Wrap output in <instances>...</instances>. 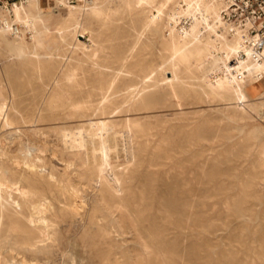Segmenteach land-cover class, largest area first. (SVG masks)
Returning <instances> with one entry per match:
<instances>
[{
  "label": "bare ground",
  "instance_id": "1",
  "mask_svg": "<svg viewBox=\"0 0 264 264\" xmlns=\"http://www.w3.org/2000/svg\"><path fill=\"white\" fill-rule=\"evenodd\" d=\"M222 6H223L222 0H77L76 2H71L69 0H25V1H16L9 7H0V50L4 51L7 58H16L18 60L31 62L35 66H38L39 64L38 62H40V60L46 61L48 59L51 60V58H53L54 56H60L63 59V62L59 64L56 70L54 69L55 73L51 77V81L49 82L50 85L52 83V85L55 86L54 88H59V89H55L54 95H52L48 100L50 104L49 110L50 112L57 114L62 112L65 118L71 117V119H74L73 117H77L79 121V122L76 121L77 123L71 125H61L63 124L61 122L59 126L52 125L53 127H51V129L55 131L57 134L56 138L58 139V141L56 143L55 142L52 144L45 143L44 141H41L39 138H36L34 136L29 137L27 142H22L21 135L23 133H26L28 126L30 125L33 126V124L39 120L42 121V116L44 115H42V113L40 112L41 109L39 105L37 106L36 104H35L36 107L37 108L39 107L38 112L34 111L35 109H33L32 111L30 109L31 112H27V111L22 112L19 109H17L13 102V97L15 95L13 92L14 89L13 90L11 89L14 87L10 88L9 86H6L5 82H3V80L0 79V218L1 217L3 218V216H5L6 214L7 215L6 217L9 216L10 219L8 227L5 224V227H7V229L4 228L6 229L5 235L1 236L0 233V263H2L4 259H7L6 257L7 254H9L11 258H13L15 254H20L22 260L28 262L29 260L27 257L28 256L27 253L33 254L35 251L41 249L39 243L42 242L45 239V237L48 235L49 233L48 226L50 222H55L56 218L60 216L59 213L60 212L62 213V211L65 210H68L71 216L73 215V216L82 217L87 215L88 225L91 227H94V224H97L99 220H103L104 223L100 224L98 231H96L97 235L100 236L106 235L108 226L113 227L112 229H114V232L117 231L122 236H124V234L128 232L132 233V237L135 238L136 242L142 244V246L145 249L150 248L149 250L153 253H156L157 255L158 252H156V249L160 247L159 245L157 248H154L157 244H155L154 247L152 246V244L150 245L148 237H147L148 241L147 240L139 241L141 238H143V233H142L143 231L144 232L146 231V234H148L149 238L152 237L153 239L157 235L156 234L157 230H154L152 228V224L150 222L147 225L144 224V219H143L145 217L144 214L142 213L136 214L133 210L132 211L134 212V214L133 212L131 213V209L128 206H131L133 202L131 203L128 200L124 202L123 200V199L126 200L127 196H129V194L131 193L129 188L130 185H126V186L124 185L125 183L132 181V178H134L133 175L135 169L132 168L133 166L132 167L130 166L135 164L136 165L139 164L138 166L145 165L147 169L148 166L157 164L155 162H152L156 159L153 160L149 156L148 146L150 143L147 139L149 135L148 132L149 130H147L148 128L145 127L143 123L144 121L143 122L141 121V117H140L141 114L139 117H131L128 115V113L130 111L147 109L149 105L156 103L160 98L158 99V96L155 95V93L161 90H163L164 92L163 94V96H165L163 98L164 102L167 101L170 103L175 102V104L173 103L174 105H176L173 108L174 110L177 106H180L184 103V102L182 103L183 96L181 95V93L182 92L187 93V91L190 92V90L194 88L193 87L194 82H190L188 80L189 77H196V79H199L198 80L199 82L197 81L198 83L195 84H197L199 87L198 92L201 94V96L198 97H200L201 99L206 100L208 102L212 100L221 101V102H225L226 104H231L233 106L234 110L227 113V117L230 119H235L240 115L239 113L240 110H244L247 107L251 108V106L258 108L259 113H264V56L261 53H259L254 47H252V45L248 42L247 38L242 34V31L239 28V26H237L234 22L227 20L226 18L223 17ZM120 10L144 11L145 18L142 23L143 24L142 29H140L141 31H139V33L137 32L138 35L135 41L133 42V44L130 47H128L129 49L127 50V52L124 53L123 55H117L115 57L114 63L111 62L112 65L98 64L101 69L103 67L106 68L109 67L110 71L108 73L101 72L100 76L98 75L99 77L95 80L96 82L94 81L96 84L90 82L89 88L91 89L87 91V95L84 96V98H82L83 96H81L80 98V96H77L75 94L76 93L78 94V92L82 90V87L88 84L87 83L88 78L85 77L84 75L82 76L80 75L83 73L80 68L81 63L78 64L79 61H77L76 64H73L72 62H69L67 64V61L73 58L71 54L75 52L78 48L79 49L82 48V50L86 54V56L84 54L83 56L88 57L90 60H92V58H98L100 56L99 55L100 51L102 50L101 47L99 46L101 42L99 44H97L96 42H93L92 44L81 43L78 38V33L82 32L83 34V32L84 33L88 32L89 34H91L92 32L91 30L93 28L89 30L90 22H94V19L107 17L109 14H114V13L116 14V12H118L119 14ZM139 15H141V13ZM121 16H123V14ZM131 20H133V18ZM111 24L113 23L111 22ZM146 30H151V32L158 37L157 38L158 39L157 44L159 45L158 47L155 46L154 37L153 39H151V41L149 40V43L147 44H145L144 41H143L144 43L141 41V36L144 34V31ZM130 32L131 31H129V33ZM124 34L126 33L124 32ZM148 34L149 33L147 32V35ZM108 35L109 34H107V36ZM123 40L125 39L123 38ZM140 41L142 42V44ZM140 45L142 46L139 47ZM148 45L150 46L149 48H147ZM64 46H66L65 52L62 53L61 50L62 48H64ZM111 58L113 57L111 56ZM94 62L95 61H93V64ZM9 68L11 67L9 66ZM181 68H183L184 72L186 73L185 77L183 73H182L183 75L179 73V70H181ZM1 70H4V68ZM167 71H170L171 73L170 77L166 74ZM14 74L13 77L16 75ZM5 75L8 74L6 73ZM10 77L12 78V76ZM4 78L6 77L4 76L3 79ZM90 78L93 79V77L91 76ZM10 80L12 81V79ZM32 80L34 81V79ZM37 85H41V84L38 83ZM44 85H46V81ZM23 89H25V87ZM35 89H33V91ZM60 90H63V93H61ZM92 91H93V96L91 94ZM28 92L30 93L29 90ZM194 93H197V91ZM250 94L256 96L254 98L256 101H252V99H250ZM41 95L42 94H40V96ZM118 95L121 96L119 100L116 98V96ZM158 95H160V93ZM23 96L21 98H23ZM46 97H48L46 96V93L41 96L40 99L41 103L46 101L47 99ZM31 101L33 100L31 99ZM162 102L160 101V103ZM19 106L20 105H18V107ZM46 109H48V107ZM165 110H167V108ZM44 111H48V110L44 109ZM186 112L184 114H186ZM254 113L256 112L254 111ZM114 115L121 117L113 118ZM252 115L254 114L252 113ZM224 118L226 119V117ZM55 120H58V118ZM63 121H65V119ZM67 121L65 122L67 123ZM160 121L162 123V120ZM209 122L213 123L212 120ZM43 124L45 125L44 122ZM40 129L37 128V130ZM231 129L229 130L231 131ZM260 130L261 127L260 128L257 127V131ZM26 134H29V132ZM217 134L219 135L218 132ZM153 136L155 137V135ZM172 136L174 137L175 135ZM141 137L143 138L142 139L143 143H140ZM204 139L209 140L210 138L209 139L204 138ZM158 145L159 144H157V146ZM234 147H236V144ZM210 149L212 151V148ZM166 150L167 149H165L164 151ZM165 153L167 157L172 156L171 154H168V152ZM47 154L50 155L49 157L51 158L49 159L50 163H52V160L55 159L59 164H61V167L56 169L55 164H51L50 167L49 166L47 167L45 162L46 161L45 159L47 158ZM150 154H155V152H152ZM175 154L177 153L175 152ZM259 154H260L259 163L262 166L264 165V143H259ZM120 158L122 160L121 162H118L117 160ZM38 159H40L42 162L38 163L37 162ZM190 159H191V155H190ZM174 162L175 164H177L178 167L181 166L182 162L178 157L174 159ZM205 162H207V160ZM254 163L255 162H253V165ZM219 164L222 165V163ZM155 165L153 166L154 168ZM204 165L206 164L204 163ZM39 167H43L42 168L43 170ZM244 167L245 166H243V168ZM255 167L257 166L255 165ZM245 169H247V167ZM207 170L208 169H206V171ZM144 174L145 173H143V175ZM135 177L137 178V176ZM227 179L229 180L228 186L226 187L228 188V190H230L231 187L232 188L240 187L243 189L245 188L247 190L246 195L248 196V198L235 207L234 214L236 218L239 220L242 227L247 231V235L250 238H255V236L260 234L264 238V209L260 207L264 205V195L263 198H261L259 194L260 189H258L259 187L257 188V185L258 184L260 185L261 181H256V182L252 181L249 184H244L240 181V177L237 174L232 175L229 173L227 174ZM185 181H186L185 183H182V188L185 190H190L191 185L187 181V178ZM143 187L144 185L142 186V189L146 188ZM94 188L97 189L96 195L95 196L93 195V197L89 199L91 201V205L89 209L88 210L84 209L86 206L85 201L87 198L85 197L82 191H86L87 189L94 190ZM171 188L170 190L172 191ZM121 189L126 190V194H125L126 196L125 195L121 196L118 194L119 190ZM150 190L148 188L147 191L152 192ZM162 191L163 193H165L164 189ZM132 192L134 191L132 190ZM163 193L162 195H164ZM172 194H174V192ZM88 195L89 194H87L86 196ZM171 195L170 197L173 196ZM156 196H159V194ZM161 198L162 197L160 196V199ZM165 198H162L163 201L165 200ZM163 201H160L159 204H161V202ZM186 202L188 201L186 200ZM181 204L183 203H180L179 207H181ZM122 207L127 209L129 216V217L127 216L128 219L124 218V215H122V211H121ZM179 207L177 208L179 209ZM81 208H83L84 211H81ZM142 208L144 207L141 206V208L139 209ZM216 208H218V206H216ZM160 212L162 216L163 213L161 210ZM170 213L172 214V212ZM181 213L182 215H184L183 212ZM177 214L175 213L173 215H177ZM168 215H169L168 217L170 218V214ZM185 215L187 214L185 213ZM193 217H195V215ZM187 221L189 222V220ZM184 227L185 226L183 222L182 223L176 222L174 224V228L177 229V233L179 234L183 232ZM0 231L2 232L4 230L1 229ZM111 240L113 241V239ZM171 240L173 239L171 238ZM155 241L153 242L155 243ZM192 242H194V240ZM234 244L236 245V243ZM64 251L65 250H63V252ZM147 253L148 252L146 251L145 254ZM192 253H194V251ZM123 254L126 261H132V257L134 256L132 255L129 249L125 250ZM58 255H60V252L58 253ZM138 255L139 254H137V256ZM155 259L156 257H154V260ZM103 264H105V262ZM136 264H151V263L147 262L144 259H140L139 257Z\"/></svg>",
  "mask_w": 264,
  "mask_h": 264
},
{
  "label": "rangeland",
  "instance_id": "2",
  "mask_svg": "<svg viewBox=\"0 0 264 264\" xmlns=\"http://www.w3.org/2000/svg\"><path fill=\"white\" fill-rule=\"evenodd\" d=\"M124 11L120 10L119 14H118V12H116V14L115 13L109 14L107 17H104V18L94 19V22L89 23V28H90L89 30H91L93 28L91 30L92 31L91 34H89L88 32H85V33L83 32V34H82V32L78 33V38H79V41L81 43L92 44L93 42H96L97 44H99L101 42L103 45L102 46L101 43L99 44V46L101 47V50L103 51V53H102V51H100L99 55L100 56L103 55L102 57L99 56L100 58L99 57L98 58H92V60H90L88 57H85L86 54L82 50V48H80V49L78 48L79 50L77 49L75 52H73L71 54V56L73 58L70 59L69 61H67V64L69 62L76 64L77 61H79L78 64L81 63L80 68H81L82 73H83L80 75L81 76L84 75L85 77L88 78V80H87L88 84L83 86L82 90L80 91L82 93V95L80 92H78V94L77 93L75 94L77 96H80V98H81V96H83L82 98H84V96L87 95V91H89L91 89V88H89L90 82L96 84L95 80L100 76L101 72L102 73H108L110 71L109 67L108 68L103 67L104 68V70H103V68L101 69L98 64L112 65V63H114L115 57L117 55H123L124 53L127 52V50L129 49L128 47H130L133 44V42L135 41V39L138 35L137 32L139 33V31H141L140 29H142V26H143L142 23H143V20L145 18L144 11H142V10L141 11L140 10H134V11L124 10ZM138 13L139 14L141 13V15H139ZM122 14H123V16H121ZM127 14H128V16H127ZM132 18H133V20H131ZM119 20H121V21H119ZM95 21H97V22H95ZM134 21L135 22L137 21V22L135 23ZM111 22L113 24H111ZM107 23H108V25H107ZM103 24H105V25H103ZM97 28H98V30H97ZM104 30H107V31H104ZM95 31H97V32H95ZM123 31L126 34H124ZM129 31H131L130 32L131 35H130ZM147 32L149 33L148 35H147ZM107 34H109V35L107 36ZM124 36H127V37H124ZM131 37H133V38H131ZM153 37H154V41H155V46L158 47L159 46L157 44V40H158L157 38L158 37L156 35H154L151 32V30L144 31V34L141 36V41L142 42L144 41L145 44H147V43H149V40L151 41V39H153ZM123 38L125 40H123ZM142 42H141V44H142ZM141 46L142 45H140L139 47H141ZM150 46H151V44H150ZM150 46L148 45L147 48H149ZM65 48H66V46H64V48H62V50H61L62 53L65 52ZM108 48H109V50H108ZM113 50H115V51H113ZM109 52H111V53H109ZM83 54L85 56H83ZM80 55H81V57H80ZM111 56L113 58H111ZM156 56H157V54H156ZM76 59H78V60H76ZM96 60H97V62H96ZM101 60H102V62H101ZM108 60H110V61H108ZM93 61H95L94 64H93ZM61 62H63V59L60 56H54L53 58H51V60L50 59H48L46 61L40 60V62H38L39 64L37 63L38 66H35L31 62H27L24 60H18L16 58H7L4 51L0 50V64L4 66L3 67L0 65V71H1L0 72V79L3 80V82H5L6 86H9L10 88L14 87L11 89L12 90L14 89L13 92L15 95L13 97V102H14L15 107L22 112H26V111L31 112L33 109H35L34 111L38 112V108L40 107V109H41L40 112L42 113V115H44V116L46 115L45 117L42 116V121L39 120L36 123H34L33 126L32 125L28 126L26 133L29 132V134L23 133L21 135L22 142H27L29 137L34 136L36 138H39L41 141H44L45 143H49V144H52L54 142L56 143L58 141V139L56 138L57 134L55 131H53L51 129V127L59 126L61 123H63L61 125H71V124H75V123L79 122L77 117H73L74 119H71V117L65 118L63 116L62 112L57 114V113H52L49 110L50 104H49L48 100L52 95H54L55 89H59V88H54L55 86H53L52 83H51V85H52L51 86L49 82L51 81V77L54 75L56 68L59 66V64ZM8 63H10V64H8ZM9 66L11 68H9ZM17 66H18V68H17ZM3 68H4V70H1ZM37 68H39V69H37ZM91 68H93V69H91ZM95 68H97L98 70ZM5 69H7V70H5ZM99 69H101V70H99ZM16 71H17V73H16ZM48 71H51V72H48ZM94 71H95V74H94ZM180 71H182V72H180ZM2 72H3V74H2ZM10 72L12 75L10 74ZM90 72H91V74H90ZM6 73L8 75H5ZM179 73L180 74L183 73L184 77L186 75L183 68H181V70H179ZM13 74L15 75L14 77H13ZM166 74L169 77L171 76L170 71H167ZM1 75L2 76L4 75L6 78L3 79L4 76L2 77ZM10 76H12V78ZM28 76H29V78H28ZM90 76L93 77V79L90 78ZM31 78L34 79V81ZM10 79H12V81ZM17 80H19V81H17ZM188 80L190 82H194L193 83L194 88H192V90H190V92L187 91L188 94L185 92L181 93V95L183 96L182 103L184 102L183 103L184 106L182 104L180 106H177L173 110L174 106H176V105H174L175 102H171V103L168 101L164 102L163 98L165 96H163L164 92H163V90H161L159 92L157 91L156 92L157 94L154 92L155 95L158 96V99L160 98L156 103L149 105V107L147 109L130 111L128 113V115L131 117H139L141 114V116H140L141 121L142 122L144 121L143 123H144L145 127L148 128L147 130H149L148 131L149 135L147 138L149 143H150L148 146L149 156L153 160L156 159L152 162L157 163L156 164L157 166L155 164H153V165H150L151 167L148 166L146 169L145 165H142V166H138L139 164L131 165L130 167L133 166L132 168L135 169V172L133 175L134 178H132V181H129V182L124 184L125 186L130 185L129 188H130L131 193L129 194V196H127L126 200L125 199H123V200H124V202H126L127 200L131 203L133 202L134 204L130 203L131 206L127 205L131 209V213L134 211L136 214H138V213L144 214V216H145V217L143 216L144 217L143 218L144 224L147 225L150 222L152 224V228L154 230H157V233H156L157 235L155 238L152 239V237H150L151 238L150 239L148 234H146V231L145 232L143 231L142 232L143 238H141L139 240V241H142V240L148 241V239H149V243H150V245L152 244L153 247L155 246V244H157L154 248H157L159 245L160 247H158L156 249V252H158L157 255H156V253L151 252L149 250L150 248L145 249L142 246V244L136 242L135 238L132 237V233L128 232V233L124 234V236H122L117 231L114 232V229H112L113 227L108 226L106 235H104V236L97 235L96 231H98V228L100 227L99 225L104 223L103 220H99V222L97 224H94V227H91L88 225L87 215L82 216V217L73 216V215L71 216L70 212L68 210H65V211H62V213L61 212L59 213L60 216L56 218L55 222H50V224L48 226V232H49L48 235L45 237V239L42 242L39 243L41 249L35 251L33 254L27 253L28 256L27 255L26 256L28 257V260H29V261L27 260L28 262L23 261L20 254H15L13 256V258H11L9 256V254H7V256H6L7 259H4L5 261L3 260L2 263L3 264H8V263H11V264H29V263L30 264H66V263L67 264H81V263L82 264H103L105 262V264H136L139 257H140V259H144L151 264H153V263L154 264H157V263L158 264H164V263L165 264H180V262H181V264H264V238L261 236V234L255 236V238H250L247 235V231L242 227L241 223L239 222V220L236 218V216L234 214L235 207L237 205L241 204V202H243L244 200H246L248 198V196L246 195L247 190L245 188L243 189L240 187L239 188H232L231 187L230 190H228V188H226L228 186V183H229V180L227 179V174L228 173L232 174V175L237 174L240 177V181L244 184H249L252 181L253 182L261 181L260 185L259 184L257 185V188L259 187L258 188V189H260L259 194H260L261 198H263V195H264V193H263V191H264V186H263L264 185L263 184L264 183V165H262L263 166L262 167L259 163V160H260L259 143H264V134H263L264 133V118H263L264 113H259L258 108L251 106V108L247 107L244 110H240L239 111L240 115L238 117H236L235 119H230L227 117V113L234 110V108L231 104H226L225 102L215 101V100L208 102L206 100L201 99L200 97H198V96H201V94L198 92L199 87L197 84H195V83L199 82L198 81L199 79H196V77H189ZM37 81H39V82H37ZM45 81H46V85H44ZM9 83H11V84H9ZM38 83L41 85H37ZM47 86L49 87V89ZM24 87H25V89H23ZM16 88H17V90H16ZM35 88L37 89V91ZM33 89H35L34 90L35 92L33 91ZM28 90L30 91V93L28 92ZM32 91H33V93H32ZM196 91H197V93H194ZM38 92L42 95H44L46 93V96H48V97H46L47 98L46 101L41 103L40 99H41L42 95L40 96V94ZM60 92L63 93V90H60ZM27 93H29V94H27ZM154 93H152V94H154ZM159 93H160V95H158ZM91 94L93 96V91ZM55 95H57V94H55ZM22 96H23V98H21ZM255 97H256L255 95L250 94V99H252V101H256L254 99ZM116 98L119 100L121 98V96L118 95V96H116ZM31 99L33 101H31ZM14 100H16V101H14ZM202 100H203V102L204 101L205 102L203 103ZM160 101L161 102L163 101L162 103L164 105L162 103H160ZM189 102H190V104H189ZM25 104H27V105H25ZM29 104H30V106H29ZM35 104L37 106L39 105V107L37 108ZM156 104H158V105H156ZM170 104H171V106H170ZM18 105H20V106L18 107ZM20 107H22V108H20ZM47 107H48V109H46ZM165 107L167 108V110H165L166 109ZM160 108H161V110H160ZM205 108H207V109H205ZM30 109H31V111H30ZM44 109L48 110V111H44ZM205 110H207V111H205ZM144 111H145V113H144ZM254 111L256 113H254ZM169 112L172 115H170ZM185 112H186V114H184ZM49 113L50 114L52 113V114L50 115ZM252 113L255 116L252 115ZM142 114H144V115H142ZM155 114H157V115H155ZM177 114H178V116H177ZM181 114H182V116H181ZM223 114H224V116H223ZM52 115H53V117H52ZM120 115H122V114H120ZM153 115H154V117H153ZM191 115H193V116H191ZM48 116H50V117H48ZM57 116H59V117H57ZM160 116H161V118H160ZM167 116H169V117H167ZM61 117H62V119L64 118L65 121L68 120L67 123L65 121H63L64 119L62 120ZM118 117H121V116H117V115L113 116V118H118ZM224 117H226V119ZM57 118L59 121L55 120ZM218 118H220V119H218ZM43 119H44V121H43ZM69 119H70V121H69ZM159 119L162 120V123L163 122L164 123L162 124ZM210 119L213 121V123L209 122V121H211ZM48 120H49V122H48ZM50 121H51V124H50ZM178 121H181V122H178ZM217 121H220V122H217ZM43 122L45 123V125L43 124ZM236 122H238V123H236ZM156 124L160 128L157 127ZM199 124L200 125L202 124V125L200 126ZM257 124H259V125H257ZM257 127H259V128L261 127V130L257 131ZM37 128L38 129L41 128V129L37 130ZM222 128L224 131L222 130ZM249 128H250V130H249ZM196 129H197V131H196ZM229 129H231V131ZM200 130H201V133H200ZM250 131H251V134H250ZM217 132L219 133L220 136L217 134ZM212 133H213V135H212ZM214 133L216 134V136ZM44 134H45V136H44ZM170 134H171V137H170ZM153 135H155V137ZM168 135H169V137H168ZM172 135H175V136L173 137ZM25 136H27V137H25ZM161 136H163V137H161ZM227 136L230 138H228ZM250 136H251V138H250ZM202 137H203V139H202ZM204 138H208V139L210 138V139L207 140ZM142 139L143 138L141 137L140 143H143ZM247 139H248V141H247ZM207 141H209V142H207ZM239 142H241V143H239ZM252 143H254V144H252ZM157 144H159V145L157 146ZM184 144H186V145H184ZM235 144H236V147H234ZM150 145H151V147H150ZM163 145H165L167 147H169V146L170 147L172 146V147L167 148ZM173 146H174V149H173ZM209 147L212 148V151H214L215 153L212 152ZM165 149H167V150L164 151ZM170 149L172 152L170 151ZM176 149L178 152L176 151ZM152 150H154V151H152ZM181 150L184 152H182ZM197 151H199V152H197ZM152 152H155V154H150ZM165 152H168V154H171L172 156H169L170 158L167 157ZM175 152L177 154H175ZM201 153H202V155H201ZM237 154H239L240 156ZM190 155H191V159H190ZM157 156H158V158H157ZM159 156H161V157H159ZM49 157H50V155L47 154V158L45 159L47 167L48 166L50 167L51 164H55L56 169L61 167V164H59L55 159H53L52 163H50L49 159H51V158H49ZM176 157H178L182 162L181 166H179L181 168H179L177 166V164H175V162H174V159H176ZM166 159H169V160H166ZM121 160L122 159L120 158L117 161L121 162ZM206 160H207V162H205ZM214 160L217 162H215ZM227 160L230 162H228ZM183 161H185V162H183ZM37 162L41 163L42 161L40 159H38ZM253 162H255L257 164L254 163V165H253ZM196 163H198V164H196ZM204 163L206 165H204ZM219 163H222V165ZM154 165H155V168L153 167ZM255 165L257 167H255ZM243 166H245V167L243 168ZM252 166H254V167H252ZM183 167H185V168H183ZM241 167H242V169H241ZM246 167H247V169H245ZM39 168L42 169L43 167H39ZM174 168H175V170H174ZM206 169H208V170L206 171ZM142 171H143V173H145L144 175H143ZM167 171H168V173H167ZM181 171H183V172H181ZM155 173H157V174H155ZM186 174H188V175H186ZM202 174H203V177H202ZM166 175H168V176H166ZM135 176H137V178ZM248 177H250V178H248ZM183 178L185 180L187 178V181L190 183V185H191L190 190H185L182 188V183L186 182ZM260 178H263V179H260ZM138 179H139V181H138ZM149 179L151 180L152 183L150 182ZM141 180H142V183L145 181L143 183L144 187H146L145 189H142L143 185L141 183ZM163 180H165V181H163ZM199 181H200V183H199ZM139 186H140V188H139ZM211 186H212V188H211ZM148 188H149V190L151 189L150 191H152V192L147 191ZM170 188L172 189V191L170 190ZM161 189L162 190L164 189L165 193H163V191ZM132 190L134 192H132ZM96 191H97L96 188H94V190L87 189L86 191H82L84 193L85 197L87 198L85 201L86 206L84 209H87V210L89 209V207L91 205V201L89 199H91V197H93V195L94 196L96 195ZM119 192H118V194L121 196L126 194L125 189H121V190H119ZM173 192H174V194H172ZM162 193L164 195H162ZM87 194H89V195L86 196ZM158 194H159V196H156ZM170 195L172 197H170ZM160 196L162 198L166 197L165 200L163 201L162 198H161L162 199L161 200ZM193 196H194V198H193ZM154 197H155V199H154ZM202 197H203V199H202ZM193 199H194V201H193ZM167 200H169V201H167ZM186 200L188 202H186ZM160 201H163V202H161V204H159ZM170 201H172L173 203ZM203 201H204V203H203ZM180 203H183V204H181V207H179ZM145 204H147V205H145ZM168 204H169V206H168ZM171 204H172V206H171ZM215 204H217V205H215ZM141 206L144 208L139 209V208H141ZM163 206H165V207H163ZM170 206H171V208H170ZM216 206H218V208H216ZM172 207H174V208H172ZM177 207H179V209ZM260 207L262 209H264V205L260 206ZM160 210L162 211V213L164 215L162 214V216H161ZM179 210L180 211L182 210L181 212H183L184 215H182V213ZM207 210H209V211H207ZM81 211H84L83 208H81ZM121 211H122V215H124V218L128 219L129 216H128L127 209L122 207ZM158 211H159V213H158ZM168 211H169V213H168ZM134 212H133V214H134ZM170 212H172V214ZM175 213L176 214L178 213L177 215L179 217L177 215H173ZM185 213L187 215H185ZM168 214H170V218L168 217L169 216ZM165 215L167 218L165 217ZM194 215H195V217H193ZM6 216L7 215L5 214V216H3V218L2 217L0 218V221L2 220L0 223V230L1 229L4 230V231H2L3 233L0 231L1 236L5 235V233H6L5 230L7 229L8 224H9V220H10L9 216L8 217H6ZM180 217H182V218H180ZM4 218L5 219L7 218V219L5 220ZM149 218H151V219H149ZM187 220H189V222ZM156 221H158L159 223ZM79 222H81V223H79ZM176 222H179V223L183 222V224L185 226L183 228V232L181 234L177 233V229L174 228V224ZM194 222H196V223H194ZM198 223H200V224H198ZM5 224L7 227H5ZM95 227H97V228H95ZM4 228H6V229H4ZM117 235H119V236H117ZM130 236H131V238H130ZM147 237H148V239H147ZM216 237H218V238H216ZM171 238L173 240H171ZM111 239H113V241ZM155 240L157 241V243ZM193 240H194V242H192ZM153 241H155V243ZM221 241H223V242H221ZM234 243H236V245ZM58 246H59V248H58ZM107 246H109V247H107ZM160 248L162 251L160 250ZM128 249L131 251L132 255L134 256V257H132V261H126L124 258L123 252L125 250H128ZM63 250H65V251L63 252ZM146 251L148 252L147 254H145ZM193 251H194V253H192ZM59 252H60V255H58ZM107 252H108V254H107ZM61 253H62V255H61ZM40 254H42V255H40ZM137 254H139V255L137 256ZM182 254H183V256H182ZM33 255H35V256H33ZM59 257H60V259H59ZM154 257H156L155 260H154ZM181 258H182V260H181ZM53 259H55V260H53ZM41 260H42V263H41ZM43 260H44V262H43ZM45 260H47V261H45ZM60 262H62V263H60ZM2 263H0V264H2Z\"/></svg>",
  "mask_w": 264,
  "mask_h": 264
},
{
  "label": "built area",
  "instance_id": "3",
  "mask_svg": "<svg viewBox=\"0 0 264 264\" xmlns=\"http://www.w3.org/2000/svg\"><path fill=\"white\" fill-rule=\"evenodd\" d=\"M16 1L25 0H0V7H9ZM222 1L223 17L239 26L252 47L264 56V0Z\"/></svg>",
  "mask_w": 264,
  "mask_h": 264
}]
</instances>
